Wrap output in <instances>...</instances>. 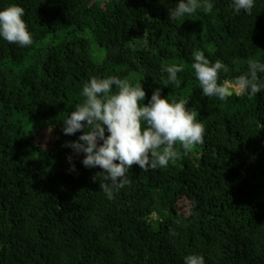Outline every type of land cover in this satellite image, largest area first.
Listing matches in <instances>:
<instances>
[{"label":"trees","instance_id":"obj_1","mask_svg":"<svg viewBox=\"0 0 264 264\" xmlns=\"http://www.w3.org/2000/svg\"><path fill=\"white\" fill-rule=\"evenodd\" d=\"M177 2L0 0L25 10L33 38L0 37V264H264V90L204 97L191 67L202 51L225 65L223 83L264 63V0L251 14L210 0L209 14L169 20ZM171 64L184 66L179 87L162 83ZM110 76L142 83L144 104L157 88L187 100L205 128L188 154L176 145L175 163L133 165L113 199L92 180L100 169L63 146L82 134L65 135L63 121L84 85Z\"/></svg>","mask_w":264,"mask_h":264},{"label":"clouds","instance_id":"obj_2","mask_svg":"<svg viewBox=\"0 0 264 264\" xmlns=\"http://www.w3.org/2000/svg\"><path fill=\"white\" fill-rule=\"evenodd\" d=\"M231 6L236 13L243 10L251 14L254 0H233ZM198 9L209 14L213 4L210 0H178L176 7L169 9L168 19L191 16ZM24 14L25 10L16 4L0 11V37L21 47L31 45L33 38L22 18ZM192 55L191 67L204 97L226 100L233 93L255 96L264 90V81L258 75L264 74V63L250 60L245 74L234 81L218 83V74L226 70L225 65L220 60L211 63L202 51H194ZM183 70V65H166L162 71L167 73V79L162 78V83L179 87L177 74ZM113 86L117 91H113ZM82 96L83 103L77 104L63 121L65 135L82 134L63 146L71 148L76 155L83 154L84 167L100 169L92 180L100 181V190L108 199H113L114 192L130 184L127 173L133 165L145 172L167 167L169 162L175 163L180 158L177 144L186 155L204 143L205 128L197 121V111L186 107L187 100L169 102L162 97L160 88L155 89L144 104L141 102L146 92L142 83L133 86L116 76L93 77L84 85ZM67 160L70 171H76L73 156L69 155ZM184 264H204V257L187 255Z\"/></svg>","mask_w":264,"mask_h":264}]
</instances>
